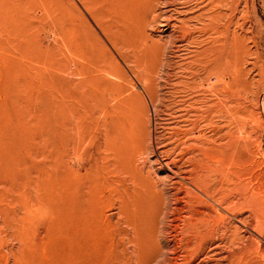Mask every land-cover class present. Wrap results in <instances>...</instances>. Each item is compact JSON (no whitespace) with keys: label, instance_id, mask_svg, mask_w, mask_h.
<instances>
[{"label":"rangeland","instance_id":"obj_1","mask_svg":"<svg viewBox=\"0 0 264 264\" xmlns=\"http://www.w3.org/2000/svg\"><path fill=\"white\" fill-rule=\"evenodd\" d=\"M0 264H264V0H0Z\"/></svg>","mask_w":264,"mask_h":264},{"label":"bare ground","instance_id":"obj_2","mask_svg":"<svg viewBox=\"0 0 264 264\" xmlns=\"http://www.w3.org/2000/svg\"><path fill=\"white\" fill-rule=\"evenodd\" d=\"M177 2V1H176ZM156 4V3H155ZM186 6V5H185ZM189 8V7H188ZM187 9V8H186ZM194 9V8H193ZM196 9V8H195ZM182 11V10H181ZM191 11V9H190ZM178 12V11H177ZM180 12V11H179ZM186 12V11H185ZM195 12V11H194ZM196 13V12H195ZM176 14V13H175ZM180 15H182L180 13ZM220 15V14H219ZM179 17V16H178ZM196 17L191 12H187L183 14L181 17V26L179 29H181V33L179 32L178 35L175 38V41L178 46V62H177V68L187 71V70H195L196 69H209L213 67V60L210 58V48L212 47L213 43L215 41L219 42V47L224 48V33L221 30L220 35H223V38H215L211 37L212 32L207 29V24H201V26H198L194 20H196ZM201 18V17H200ZM221 18V17H220ZM203 19H201L202 21ZM213 20V19H212ZM198 21V20H196ZM200 21V19H199ZM180 24V23H179ZM178 24V25H179ZM210 31V32H209ZM168 37V36H167ZM172 39V37H171ZM174 40V39H173ZM168 41V40H167ZM172 43V42H171ZM168 44V43H167ZM173 44V43H172ZM174 47V46H173ZM176 55V54H175ZM194 71V72H195ZM212 71V70H211ZM210 71V72H211ZM180 74V73H179ZM190 75V74H189ZM198 75V74H197ZM193 78V75H191ZM198 77V76H196ZM183 78V77H181ZM185 78V77H184ZM187 78V77H186ZM190 78V77H189ZM188 79V78H187ZM184 80V79H183ZM196 80V79H194ZM187 81V80H186ZM189 81V79H188ZM187 81V82H188ZM190 82H192L190 80ZM183 86V85H182ZM181 86V87H182ZM198 86V85H197ZM185 88V87H184ZM193 88V87H192ZM182 89V88H181ZM181 91V90H180ZM179 91V92H180ZM194 91V89H192ZM191 91V92H192ZM183 92V91H182ZM181 92V93H182ZM196 92V91H195ZM199 94V93H198ZM204 95V94H201ZM182 96V95H181ZM193 96V95H192ZM198 96V95H196ZM205 96V95H204ZM188 97V96H187ZM187 97H185L187 99ZM191 97V96H190ZM203 101H205L204 97ZM200 97H197V100H199ZM194 102H196V99H194ZM206 102V101H205ZM189 103V102H188ZM190 103H192L190 101ZM197 103V102H196ZM199 103V102H198ZM204 103V102H202ZM186 104V103H185ZM193 104V103H192ZM200 104V103H199ZM190 106V104H189ZM188 106V107H189ZM193 106V105H192ZM208 108V107H207ZM196 109V108H195ZM205 109V108H204ZM187 110V109H186ZM193 110V108H192ZM206 110V109H205ZM207 111V110H206ZM197 113V111H195ZM194 114V113H193ZM197 127V126H196ZM190 130V129H189ZM188 132V131H187ZM199 135L195 139L196 142H200L203 145L208 144L212 140L211 135L207 134L205 130H199ZM184 134V133H183ZM213 136V135H212ZM199 151V149H198ZM121 170V169H120ZM209 173V172H208ZM200 181V180H199Z\"/></svg>","mask_w":264,"mask_h":264}]
</instances>
